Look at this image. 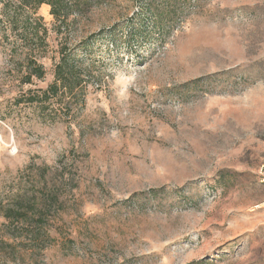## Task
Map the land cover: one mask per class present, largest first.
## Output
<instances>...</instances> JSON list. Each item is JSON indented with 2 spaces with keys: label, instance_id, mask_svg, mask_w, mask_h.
Returning <instances> with one entry per match:
<instances>
[{
  "label": "rangeland",
  "instance_id": "1",
  "mask_svg": "<svg viewBox=\"0 0 264 264\" xmlns=\"http://www.w3.org/2000/svg\"><path fill=\"white\" fill-rule=\"evenodd\" d=\"M68 1L0 0V264H264V0Z\"/></svg>",
  "mask_w": 264,
  "mask_h": 264
},
{
  "label": "trees",
  "instance_id": "2",
  "mask_svg": "<svg viewBox=\"0 0 264 264\" xmlns=\"http://www.w3.org/2000/svg\"><path fill=\"white\" fill-rule=\"evenodd\" d=\"M19 7L33 8L37 11L43 4L51 6V14L56 18H60L61 15L69 12L73 13V9L68 4V0H18ZM8 4L4 3L3 8H7ZM148 10L151 15H157L161 17V13H156V9L151 7L150 1L148 3ZM170 13V12H169ZM12 22L16 24L18 19H13ZM37 23H40V18H37ZM45 32V31H44ZM34 35L37 36V30L34 31ZM29 67L31 68L30 73L25 76L24 83L31 84L34 78L43 79L46 75V70L43 64L38 63L34 58L30 59ZM77 61L69 54L61 53L59 61L56 63L54 68V78L45 88H31L28 89L18 99L19 102H25L26 104L34 105L41 111H45L51 106L58 102L62 96L73 93L81 85V76L76 71ZM201 79L195 80L193 83L199 82ZM161 189H151V196L157 198L161 195ZM14 212L12 208L7 210V214ZM18 212V213H16ZM18 215L26 214L21 210L16 211ZM10 216V215H8ZM203 262V261H202ZM201 262V263H202Z\"/></svg>",
  "mask_w": 264,
  "mask_h": 264
},
{
  "label": "built area",
  "instance_id": "3",
  "mask_svg": "<svg viewBox=\"0 0 264 264\" xmlns=\"http://www.w3.org/2000/svg\"><path fill=\"white\" fill-rule=\"evenodd\" d=\"M259 173H260L261 181L264 182V163L260 165Z\"/></svg>",
  "mask_w": 264,
  "mask_h": 264
}]
</instances>
